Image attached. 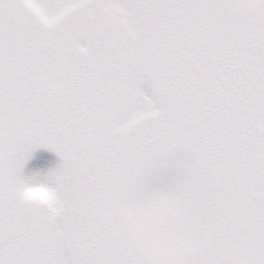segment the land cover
<instances>
[{"label":"snow or ice","instance_id":"obj_1","mask_svg":"<svg viewBox=\"0 0 264 264\" xmlns=\"http://www.w3.org/2000/svg\"><path fill=\"white\" fill-rule=\"evenodd\" d=\"M0 264H264V0H0Z\"/></svg>","mask_w":264,"mask_h":264},{"label":"rangeland","instance_id":"obj_2","mask_svg":"<svg viewBox=\"0 0 264 264\" xmlns=\"http://www.w3.org/2000/svg\"><path fill=\"white\" fill-rule=\"evenodd\" d=\"M60 163L59 157L52 151L39 148L25 166V174L45 173Z\"/></svg>","mask_w":264,"mask_h":264},{"label":"clouds","instance_id":"obj_3","mask_svg":"<svg viewBox=\"0 0 264 264\" xmlns=\"http://www.w3.org/2000/svg\"><path fill=\"white\" fill-rule=\"evenodd\" d=\"M37 174L38 176H42V173ZM54 198V192L42 178L36 184L30 186L28 190V199L35 202L46 203L52 201Z\"/></svg>","mask_w":264,"mask_h":264}]
</instances>
